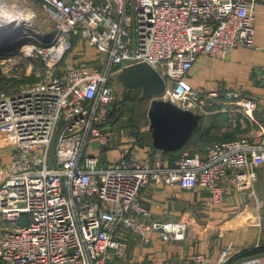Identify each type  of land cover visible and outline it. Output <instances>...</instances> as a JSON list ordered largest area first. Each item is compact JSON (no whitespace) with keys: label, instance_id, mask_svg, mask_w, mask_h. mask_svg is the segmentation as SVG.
<instances>
[{"label":"built area","instance_id":"1","mask_svg":"<svg viewBox=\"0 0 264 264\" xmlns=\"http://www.w3.org/2000/svg\"><path fill=\"white\" fill-rule=\"evenodd\" d=\"M30 1L53 16L56 34L45 46L21 50L44 60V78L0 92V264H119L130 234L143 245L155 234L165 243L184 240L187 222L159 219L142 204L152 183L204 191L211 206L223 203L229 174L235 189H254L264 166V125L172 159L134 133L120 134L110 118L118 98L112 81L148 63L166 83L156 99L203 117L216 105L238 104L256 122L255 98L196 88L189 79L201 58L254 46L260 0H0V26L28 24ZM75 40L86 53L95 49L96 59L70 60ZM237 124L231 114L224 126ZM93 141L121 154L103 163L88 153ZM239 253L233 244L222 248L216 264ZM190 264L212 259L199 251Z\"/></svg>","mask_w":264,"mask_h":264},{"label":"crops","instance_id":"2","mask_svg":"<svg viewBox=\"0 0 264 264\" xmlns=\"http://www.w3.org/2000/svg\"><path fill=\"white\" fill-rule=\"evenodd\" d=\"M255 17L254 46L235 47L224 59L201 58L189 79L196 88L236 89L241 90L245 98L257 100L256 122L243 114L238 104H219L209 109L200 125L202 128L215 127L211 131H218L222 138L246 136L259 125H264V0L257 5ZM93 50L88 49V53L93 54ZM231 114L237 118V126H224L225 119ZM218 121L222 122L218 124ZM113 127L120 134L138 133L132 128L123 127L121 130ZM140 140L142 146H152V136L150 142ZM120 154V148L101 146L103 163L107 164ZM224 187L223 203L214 206L206 203L208 193L204 191L180 189L164 183L145 187L142 204L157 218L182 220L189 227L184 240L166 243L155 234L147 245H143L141 238L130 234L127 259L136 264H190L192 257L200 251L212 259V264H216L221 249L233 244L240 253L230 264L258 258L264 260V166L259 169V179L253 190L235 189L230 174ZM257 248L260 252L252 253Z\"/></svg>","mask_w":264,"mask_h":264},{"label":"rangeland","instance_id":"3","mask_svg":"<svg viewBox=\"0 0 264 264\" xmlns=\"http://www.w3.org/2000/svg\"><path fill=\"white\" fill-rule=\"evenodd\" d=\"M30 12L32 15V19L29 21V27L20 28L21 32H25L23 40L24 42L19 44H8L0 46V92L1 91H13L17 90L21 85L31 83L32 81L40 80L44 78V75L47 74L45 70V62L44 60L36 54V52L31 56H26L21 50H23L24 46H34L36 45L38 48L40 46H45L48 44V41L52 40L56 34V22L53 16L47 12L41 4L36 1H30ZM3 31V30H1ZM20 34L22 35V33ZM19 34V33H18ZM18 38V37H17ZM78 41H74V48L67 54L70 60L73 59H82L84 55L95 58L96 51L93 54H89L88 51L86 53L85 49H81L80 46L77 48ZM88 49H93L88 47ZM76 62V61H75ZM94 62H90L89 64H93ZM118 76V75H117ZM116 89H117V102L122 99V91L123 87L120 84L119 80L116 79ZM151 99H143L138 101L135 104V108L132 110L130 114L124 113L122 116V120L119 121L115 126L122 130V128H132L128 120L133 118L134 126L132 129L135 132H138L140 138L143 141L150 142L151 141V132L149 130V123L144 118L143 112L148 110L151 106ZM146 122V124H145ZM222 122V121H221ZM220 122V123H221ZM218 121V124H220ZM220 139V134L218 131H211L210 140L214 141ZM55 153V145H53L51 150L50 157V165L52 164V160ZM88 153L92 155H100L101 154V146L98 142L93 141L88 148ZM111 158V157H110ZM121 264H136L131 263L127 256L121 262Z\"/></svg>","mask_w":264,"mask_h":264},{"label":"water","instance_id":"4","mask_svg":"<svg viewBox=\"0 0 264 264\" xmlns=\"http://www.w3.org/2000/svg\"><path fill=\"white\" fill-rule=\"evenodd\" d=\"M22 27L27 29L29 25L17 21H7L2 24L0 46L24 42L26 31L21 32ZM117 79L123 87L124 102L127 100L129 90L133 89H141L143 95L152 100L150 108L143 112L144 118L149 123L152 145L164 152L183 149L200 127L203 116L182 109L170 101L156 99V96L164 93L166 83L156 69L148 63H139L123 69ZM255 261L257 259L241 264H253L252 262Z\"/></svg>","mask_w":264,"mask_h":264},{"label":"trees","instance_id":"5","mask_svg":"<svg viewBox=\"0 0 264 264\" xmlns=\"http://www.w3.org/2000/svg\"><path fill=\"white\" fill-rule=\"evenodd\" d=\"M116 79H117V76H116L115 80H113L112 82H114V81L116 82ZM37 81H39V80L32 81L31 83H34V82H37ZM143 99H146V97L143 95V92H142L141 89L129 90L126 102H124L121 99L120 101H118L115 104V109L113 110V112L111 114V118H110L111 124L115 126L119 121L122 120V118H123L122 116H124L123 115L124 113L125 114L126 113L130 114L132 112V110L135 108V104L138 101H141ZM131 117H133V116H131ZM131 117L128 120V122L130 123V125L135 127L134 126V120ZM214 128L215 127L202 128L201 125H200V127L196 130V132L194 133L192 138L189 140V142L186 144V146L183 149H190L193 153H195V152H200V150H203L204 148L207 149V147L209 145H211V144H213L215 142H220V141H223V140H232V139H230L228 137H223V138L220 137V139H217V140H214V141L210 142V140H207V139H210L211 130L214 129ZM134 134L139 136V139H140L139 133H134ZM179 151L165 152V154L168 157H171L172 159H174L177 156V154L179 153ZM0 224H1V222H0ZM259 252H260V249L257 248L252 253L258 254ZM122 261H120L119 264H121Z\"/></svg>","mask_w":264,"mask_h":264},{"label":"bare ground","instance_id":"6","mask_svg":"<svg viewBox=\"0 0 264 264\" xmlns=\"http://www.w3.org/2000/svg\"><path fill=\"white\" fill-rule=\"evenodd\" d=\"M35 16V15H32L31 12H29L26 16H24V19H27L28 21H30L32 19V17ZM17 20V19H16ZM253 264H264V260H261V261H255V262H252Z\"/></svg>","mask_w":264,"mask_h":264}]
</instances>
